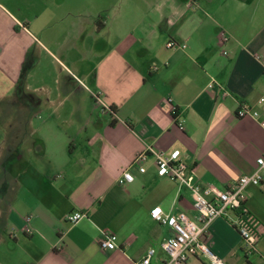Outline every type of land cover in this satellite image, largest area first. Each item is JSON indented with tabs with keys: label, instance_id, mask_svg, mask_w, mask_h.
Segmentation results:
<instances>
[{
	"label": "crops",
	"instance_id": "1",
	"mask_svg": "<svg viewBox=\"0 0 264 264\" xmlns=\"http://www.w3.org/2000/svg\"><path fill=\"white\" fill-rule=\"evenodd\" d=\"M262 96L264 0H0V264H138L149 249L164 264L171 231L151 210L196 220L191 193L135 157L179 149L193 183L225 189L264 154ZM246 195L256 253L222 217L203 237L227 264H264V182Z\"/></svg>",
	"mask_w": 264,
	"mask_h": 264
},
{
	"label": "built area",
	"instance_id": "2",
	"mask_svg": "<svg viewBox=\"0 0 264 264\" xmlns=\"http://www.w3.org/2000/svg\"><path fill=\"white\" fill-rule=\"evenodd\" d=\"M219 39L220 44L225 46L229 42L230 36L222 31ZM176 46L178 45L174 41L167 43L168 48ZM227 53V50H222L223 55H227ZM92 95L96 101L102 102L100 93L94 92ZM258 104L264 106V96L258 99ZM236 115L238 117L249 116L256 120L260 117L259 111L254 110L246 103L239 104ZM260 125L264 128V120H260ZM178 126L184 130V119L178 123ZM149 156L153 157V164L159 177L167 178L180 187L189 190L196 212V220H192L184 212L177 215L165 214L159 206L151 210V217L166 225L171 231V235L162 244L167 253L164 264H190V258L198 255L204 257L206 264H227L213 253L203 241L210 223L220 217L232 221V225L238 230L242 238L245 253L247 255L256 253L260 225L245 206L246 188L249 185L258 186L264 182V154L257 158L256 167L251 173L242 175L225 189H220L215 185L193 183L189 178L187 165L182 160L179 149L165 152L148 146L135 157L132 166L134 165L138 172L145 173L147 169L144 162ZM132 178L133 173L130 168H127L121 173L118 183L124 185ZM86 216L85 212L74 211L68 213L65 219L69 223L75 224ZM117 239L114 232L102 230L99 239L101 249L104 251L117 249ZM154 253L155 249H149L146 256L138 264H149Z\"/></svg>",
	"mask_w": 264,
	"mask_h": 264
}]
</instances>
